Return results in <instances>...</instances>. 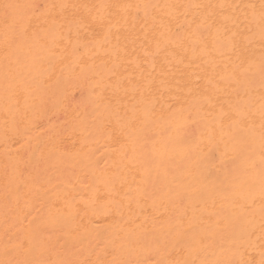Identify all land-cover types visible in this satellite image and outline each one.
I'll return each mask as SVG.
<instances>
[{
	"label": "bare ground",
	"instance_id": "1",
	"mask_svg": "<svg viewBox=\"0 0 264 264\" xmlns=\"http://www.w3.org/2000/svg\"><path fill=\"white\" fill-rule=\"evenodd\" d=\"M0 264H264V0H0Z\"/></svg>",
	"mask_w": 264,
	"mask_h": 264
}]
</instances>
